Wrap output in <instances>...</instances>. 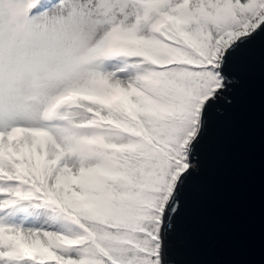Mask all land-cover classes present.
Returning a JSON list of instances; mask_svg holds the SVG:
<instances>
[{
	"label": "snow or ice",
	"instance_id": "6c2138e0",
	"mask_svg": "<svg viewBox=\"0 0 264 264\" xmlns=\"http://www.w3.org/2000/svg\"><path fill=\"white\" fill-rule=\"evenodd\" d=\"M257 42L264 0H0V264H169L209 114Z\"/></svg>",
	"mask_w": 264,
	"mask_h": 264
},
{
	"label": "water",
	"instance_id": "95a60500",
	"mask_svg": "<svg viewBox=\"0 0 264 264\" xmlns=\"http://www.w3.org/2000/svg\"><path fill=\"white\" fill-rule=\"evenodd\" d=\"M210 112L168 236L169 264H264V44Z\"/></svg>",
	"mask_w": 264,
	"mask_h": 264
},
{
	"label": "rangeland",
	"instance_id": "374dc122",
	"mask_svg": "<svg viewBox=\"0 0 264 264\" xmlns=\"http://www.w3.org/2000/svg\"><path fill=\"white\" fill-rule=\"evenodd\" d=\"M50 6V5H49Z\"/></svg>",
	"mask_w": 264,
	"mask_h": 264
}]
</instances>
